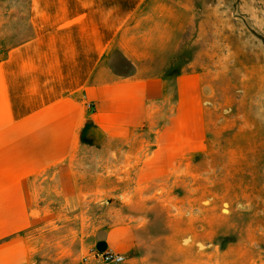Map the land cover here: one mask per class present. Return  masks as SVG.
<instances>
[{
	"label": "crops",
	"instance_id": "crops-1",
	"mask_svg": "<svg viewBox=\"0 0 264 264\" xmlns=\"http://www.w3.org/2000/svg\"><path fill=\"white\" fill-rule=\"evenodd\" d=\"M195 16L186 0H0V264L99 260L37 236L66 227L47 198L83 196L82 152L139 148L149 184L208 150L203 74L186 43ZM138 238L119 224L94 248L132 260Z\"/></svg>",
	"mask_w": 264,
	"mask_h": 264
},
{
	"label": "rangeland",
	"instance_id": "rangeland-1",
	"mask_svg": "<svg viewBox=\"0 0 264 264\" xmlns=\"http://www.w3.org/2000/svg\"><path fill=\"white\" fill-rule=\"evenodd\" d=\"M186 1L196 6V39L186 43L203 74L208 150L149 184L139 148L138 160L82 152L74 172L83 196L46 200L66 227L37 232L59 254L79 255L83 243L99 259L91 264H264V0ZM119 224L138 229L133 259L104 262L96 232Z\"/></svg>",
	"mask_w": 264,
	"mask_h": 264
},
{
	"label": "built area",
	"instance_id": "built-area-1",
	"mask_svg": "<svg viewBox=\"0 0 264 264\" xmlns=\"http://www.w3.org/2000/svg\"><path fill=\"white\" fill-rule=\"evenodd\" d=\"M100 259L104 262L122 263L125 260V257L120 254L108 252L106 254L100 255Z\"/></svg>",
	"mask_w": 264,
	"mask_h": 264
}]
</instances>
